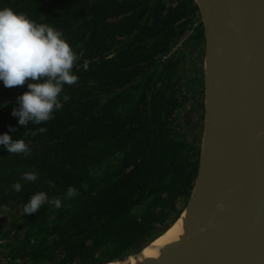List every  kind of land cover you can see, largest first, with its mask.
I'll return each instance as SVG.
<instances>
[{"label": "trees", "instance_id": "16d2710c", "mask_svg": "<svg viewBox=\"0 0 264 264\" xmlns=\"http://www.w3.org/2000/svg\"><path fill=\"white\" fill-rule=\"evenodd\" d=\"M0 7L66 38L72 32L78 56V81L64 86L68 99L46 123L21 126L11 115L27 82L0 91L7 102L0 133L31 150L0 147V215L10 206L17 213L9 225L0 217V256L6 264H105L136 253L183 210L196 176L199 143L183 132L182 114L204 93L203 69L183 83L179 66L189 44V56L204 51L194 1L0 0ZM181 40L184 50L170 54ZM39 127L46 131L33 135ZM33 171L36 181L21 179ZM70 186L78 194L65 199ZM40 191L62 206L46 202L25 215L23 205Z\"/></svg>", "mask_w": 264, "mask_h": 264}, {"label": "water", "instance_id": "95a60500", "mask_svg": "<svg viewBox=\"0 0 264 264\" xmlns=\"http://www.w3.org/2000/svg\"><path fill=\"white\" fill-rule=\"evenodd\" d=\"M193 1L204 36L203 123L193 186L172 222L181 231L154 257L137 259L140 250L111 262L264 264V0Z\"/></svg>", "mask_w": 264, "mask_h": 264}, {"label": "clouds", "instance_id": "9594fccd", "mask_svg": "<svg viewBox=\"0 0 264 264\" xmlns=\"http://www.w3.org/2000/svg\"><path fill=\"white\" fill-rule=\"evenodd\" d=\"M78 56L66 41L61 30L46 23H37L23 12H16L10 7H0V82L5 87L25 85L27 90L16 98V107L11 115L17 123L27 126L29 123L41 125L53 118V113L62 108L61 96L65 85H73L78 81L73 68ZM7 102L0 103V108ZM9 131H15L8 126ZM46 128L39 127L36 132L44 133ZM0 147L8 153L30 155L31 150L23 139H13L7 132L0 133ZM21 179L34 182L36 172H25ZM55 185L49 182V187ZM14 192L22 190V184L12 185ZM77 190L69 187L65 199L77 195ZM62 206L58 198H49L46 192L33 194L23 205V213H37L45 203Z\"/></svg>", "mask_w": 264, "mask_h": 264}, {"label": "rangeland", "instance_id": "374dc122", "mask_svg": "<svg viewBox=\"0 0 264 264\" xmlns=\"http://www.w3.org/2000/svg\"><path fill=\"white\" fill-rule=\"evenodd\" d=\"M200 19V18H199ZM188 49H192V45L188 46ZM188 58H185L182 63V69L180 72V81L184 83L188 78L192 77L194 74L196 75L195 71L199 72V66L203 69V53L201 51H194L193 54H190ZM201 59V63H197ZM197 64V66H196ZM197 101L193 103V99L191 98L188 103V110L187 112L182 114V125H183V132H185L187 138L192 143H199L202 133V123H203V95L201 93L197 94ZM202 96V97H201ZM183 200L178 201V207L181 206ZM2 216V223L4 224H11V222L15 221L17 218L16 209L13 206L7 207L1 214ZM170 226V225H169ZM169 226L160 231V235H162ZM159 235V236H160ZM157 237L153 238L151 241L144 244L137 252L142 250L146 245L152 243ZM136 252V253H137ZM22 264H24L22 262Z\"/></svg>", "mask_w": 264, "mask_h": 264}, {"label": "bare ground", "instance_id": "6f19581e", "mask_svg": "<svg viewBox=\"0 0 264 264\" xmlns=\"http://www.w3.org/2000/svg\"><path fill=\"white\" fill-rule=\"evenodd\" d=\"M181 231V220L177 219L174 223L170 224L169 228L160 236H158L152 243L146 245L140 252L137 259L143 257H154L157 255L158 250L165 244L177 239ZM136 258L133 256L128 257V262L133 264ZM106 264H123L122 262H110Z\"/></svg>", "mask_w": 264, "mask_h": 264}, {"label": "flooded vegetation", "instance_id": "af4514ba", "mask_svg": "<svg viewBox=\"0 0 264 264\" xmlns=\"http://www.w3.org/2000/svg\"><path fill=\"white\" fill-rule=\"evenodd\" d=\"M179 43V46H177V45H175V46H173L172 47V49H171V51H170V54L171 53H175L176 51L177 52H180V51H182V50H184L181 46L183 45L182 44V40L180 41V42H178ZM190 45V44H189ZM188 45V46H189ZM188 46H187V50L184 52V55L183 56H181L180 58L182 59V60H184L185 58H188V56H189V50L190 49H188ZM182 63H183V61L180 63V67H182ZM183 130V129H182ZM185 133V132H184ZM2 214V213H1ZM0 217L2 218V216L0 215ZM3 220V219H2ZM2 223V222H1ZM2 225H3V223H2ZM4 226V225H3ZM6 261L0 256V264H6L5 263Z\"/></svg>", "mask_w": 264, "mask_h": 264}, {"label": "built area", "instance_id": "2783aa9c", "mask_svg": "<svg viewBox=\"0 0 264 264\" xmlns=\"http://www.w3.org/2000/svg\"><path fill=\"white\" fill-rule=\"evenodd\" d=\"M176 45L179 46V43H177Z\"/></svg>", "mask_w": 264, "mask_h": 264}, {"label": "crops", "instance_id": "0c3cea01", "mask_svg": "<svg viewBox=\"0 0 264 264\" xmlns=\"http://www.w3.org/2000/svg\"><path fill=\"white\" fill-rule=\"evenodd\" d=\"M20 264H22V262H20Z\"/></svg>", "mask_w": 264, "mask_h": 264}]
</instances>
